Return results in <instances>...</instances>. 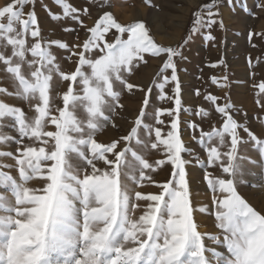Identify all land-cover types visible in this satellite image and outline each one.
Here are the masks:
<instances>
[{
	"label": "snow or ice",
	"instance_id": "6c2138e0",
	"mask_svg": "<svg viewBox=\"0 0 264 264\" xmlns=\"http://www.w3.org/2000/svg\"><path fill=\"white\" fill-rule=\"evenodd\" d=\"M53 2L62 9L63 17H71L88 33L82 44L73 45L78 51L69 49L64 42L43 40L35 0H10L0 7V49L4 50L0 51V63L15 85L14 92L0 87V93L24 101L35 113L28 118L22 108L0 101V119L14 118L19 133V139L0 135V143L14 139L20 145L15 155L0 151V157L15 159L18 172L17 179L0 171V264H264V215L237 190L241 175L238 161L256 163L238 156V146L248 142L239 135L240 130L255 143L261 160L264 141L233 118L231 104L216 107V112L224 117L222 127H214L208 133L201 129L199 143L206 152L207 166L219 167L223 174L213 177L205 171L204 175L213 193L216 228L223 239L201 233L193 213L206 212L207 208L192 206L186 172L189 161L182 157L188 149L181 139V86L174 62L181 53L158 45L143 21L122 25L111 13L104 12L88 27L80 19L81 10L67 0ZM145 2L152 6L151 0ZM27 5L32 7L25 13ZM215 6L216 0H211L193 13L189 38L201 27L211 28L219 23L223 28V21L213 18L219 15L212 11ZM83 14L88 15L87 8ZM51 15L53 19L61 18ZM112 30L115 38L109 42L107 37ZM29 35L33 41L30 46ZM252 35L249 33L250 38ZM204 39L215 38L208 34ZM187 43L188 38L183 41ZM52 46L77 58L73 71L60 70L50 51ZM9 47L11 55H5ZM146 54L166 56L147 89L128 82L140 64L147 63ZM25 66L29 69L27 75ZM169 69L171 76H163ZM54 75L67 84L59 97L63 106L55 111L51 96ZM161 76L163 82L157 83ZM170 82H174L173 95L167 96L163 90ZM213 83L219 82L213 78ZM153 87L160 90L159 99H168L175 105L174 109L155 110L158 125L165 123L162 115L171 117L166 136L161 127L143 123ZM258 87L264 93V83ZM136 90L145 92V96L129 134L108 144L98 142L97 132L109 123L116 127L113 116L124 107L120 103L122 93ZM205 100L215 104L217 98L209 94ZM197 115L208 113L200 110ZM49 125L52 130H48ZM142 127L150 139L155 137L150 145L139 139L138 130ZM189 127L195 130L198 125L192 123ZM134 139L137 146L160 150L164 158L150 163L132 147ZM121 141L125 143L122 149ZM225 146L227 151L222 152ZM101 162L104 167L98 166ZM165 165L171 166V176L159 183L150 173ZM10 167L0 164V169ZM32 180L41 181L42 186L28 187ZM129 182L137 188L147 182L160 191H136L137 202H133ZM139 201L147 203L142 214L133 219L130 211L141 207ZM205 239L226 251L207 247Z\"/></svg>",
	"mask_w": 264,
	"mask_h": 264
},
{
	"label": "rangeland",
	"instance_id": "374dc122",
	"mask_svg": "<svg viewBox=\"0 0 264 264\" xmlns=\"http://www.w3.org/2000/svg\"><path fill=\"white\" fill-rule=\"evenodd\" d=\"M9 2L10 0H0V7ZM67 3L81 10L80 19L88 27L93 26L95 20L104 12L111 13L122 25L143 21L158 45L176 48L181 53L174 57V62L181 86V111L179 113L181 139L185 148L188 149L182 153V157L189 161L186 165V172L192 206L195 209L207 208L206 212L197 210L193 215L201 233L220 235L222 240L223 236L220 230L216 228L217 222L213 215L215 211L212 205L213 193L204 180V175L205 171L210 172L213 177H221L223 174L219 167L209 168L207 166V155L201 147L199 139L201 129L204 133H208L214 127L217 129L222 127L224 117L216 112V107L231 104L233 107L230 112L233 118L240 124L246 125L261 141H264V93H260L258 87L264 83V35H257L258 33L264 34V0H216V6L212 8V11L218 12L219 15L213 18L217 21L222 20L223 28L219 23L212 25L211 28L201 27L197 33L191 34L190 38L189 32L193 26V13L198 11L202 5L211 3V0L208 2L204 0H151L152 6H149L145 0H94L93 3H89V0H67ZM31 7V5L25 6L24 12L30 11ZM85 8L88 9V15L83 14ZM35 13L44 41L64 42L69 49L78 51L79 49H73V45L82 44L87 38L86 30L71 17H63L62 9L53 0H35ZM51 14H56L61 18L53 19ZM206 16L207 11L204 12V17ZM2 22L7 23L6 20ZM176 23H179L177 29L175 28ZM14 27L19 28V25H14ZM66 28L73 29V31H64ZM249 33L253 34L251 38ZM114 34L115 30H112V34L108 35L109 42L114 40ZM208 34H211L215 39L205 40L204 36ZM124 38L126 39V35ZM186 38H188V43L183 44ZM32 42L29 35L28 45L30 46ZM181 45L183 46L181 47ZM0 51L4 50L0 49ZM50 51L56 57V63L60 65L61 71L70 72L75 69L77 58L71 56L69 51L59 49L56 46H52ZM5 55H11L10 47L5 51ZM28 58L31 59V56L29 55ZM145 59L147 63H141L134 74L128 77V82L147 89L152 84L153 79L157 77L166 56L152 57L146 54ZM24 72L26 75L29 72L26 66ZM143 73V82H135L138 76ZM171 74V69H169L163 73V76L170 77ZM163 76L157 79V83L163 82ZM213 78L219 83H213ZM0 87L7 89L8 92L15 91L12 78L10 74L6 73L5 65L2 63H0ZM66 87V82L54 75L51 91L53 111L57 107L63 106L59 97L66 90ZM173 87L174 82L166 84L164 93L167 96H172ZM238 87H242L243 90L241 91ZM117 90H119V85H117ZM197 90L199 95H197ZM209 94L217 98L215 104L205 100V96ZM144 96L145 92L139 90L133 93L123 92L120 103L124 107L122 110H118V115L113 116L116 127H112L109 123L102 131L96 133L95 139L100 143L108 144L112 140L128 135L134 120L140 113ZM159 96L160 90L153 87L150 93V105L147 108L143 123L152 127H161L162 135L166 136L170 130L171 117L167 114L162 115L161 119L165 123L158 125L155 122V110L157 108L174 109L175 105L168 99H159ZM0 101L10 106L22 108L28 118L35 115L29 104L15 96L0 93ZM35 102L33 101V103ZM200 110L207 112L208 115L203 117L197 115ZM192 123L198 125V128L194 130L189 127ZM0 125H3L0 127V135L19 139L17 127L14 126V118H2ZM48 130H52L51 125H49ZM138 135L139 139L149 145L155 139L154 135L150 139L143 127L138 130ZM239 135L248 142L238 146V156L250 158L256 163H250L248 159L238 161L241 165V175L238 177L237 190L253 208L264 215V160H261L255 143L249 141L247 134L240 130ZM131 144L150 163L164 158L160 150H152L150 147L144 148L142 145L137 146L135 139ZM124 146L125 143L121 141L119 148L122 149ZM18 147L20 145L15 143L14 139L0 143V151L11 152L14 155ZM221 151H227V146L221 148ZM0 164L11 165L12 167L3 168L0 171L9 173L18 179L14 158L0 157ZM98 166L104 167L102 162ZM150 174L155 181L166 182L171 176V166L165 165ZM27 186L41 187L42 182L32 180ZM129 188L133 202H137L134 199L136 191L145 194L160 191L158 187L147 182L139 188L129 182ZM2 191L0 189V192ZM5 195L10 194L5 193ZM138 203L141 207L134 212L130 211V216L133 219L142 214L147 202L139 201ZM204 242L209 248H216L217 251L221 252L226 251L211 240L205 239ZM208 255L210 256V254Z\"/></svg>",
	"mask_w": 264,
	"mask_h": 264
},
{
	"label": "bare ground",
	"instance_id": "6f19581e",
	"mask_svg": "<svg viewBox=\"0 0 264 264\" xmlns=\"http://www.w3.org/2000/svg\"><path fill=\"white\" fill-rule=\"evenodd\" d=\"M175 23V22H174ZM179 25V23H176V26H175V28L177 27ZM177 29V28H176ZM173 34H174V32H172ZM149 69V68H148ZM150 70V69H149ZM137 81H135V82H139V83H142L143 82V80H144V73L143 74H140V76H138V78L136 79ZM241 91L243 90L242 89V87H238ZM237 93H238V91H237ZM237 93H236V95H237ZM221 97V96H220ZM195 172H196V170H195ZM194 175V174H193ZM192 175V176H193ZM195 177V176H194ZM252 181H254V180H252ZM256 196V195H255ZM258 197V196H257ZM254 198V197H253ZM257 199V198H256ZM263 199V198H262ZM261 199V200H262ZM260 200V201H261ZM252 201H253V199H252ZM255 201V200H254ZM261 203V202H260ZM263 205V204H262ZM202 220V219H201ZM203 225H204V223H202ZM206 226V225H205Z\"/></svg>",
	"mask_w": 264,
	"mask_h": 264
},
{
	"label": "trees",
	"instance_id": "16d2710c",
	"mask_svg": "<svg viewBox=\"0 0 264 264\" xmlns=\"http://www.w3.org/2000/svg\"><path fill=\"white\" fill-rule=\"evenodd\" d=\"M205 2H208V1H210V0H204Z\"/></svg>",
	"mask_w": 264,
	"mask_h": 264
}]
</instances>
